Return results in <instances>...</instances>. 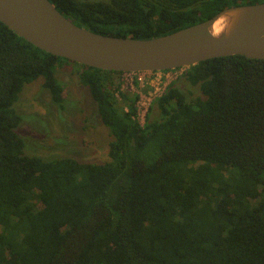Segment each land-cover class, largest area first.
<instances>
[{
	"label": "trees",
	"instance_id": "16d2710c",
	"mask_svg": "<svg viewBox=\"0 0 264 264\" xmlns=\"http://www.w3.org/2000/svg\"><path fill=\"white\" fill-rule=\"evenodd\" d=\"M51 1L80 26L139 39L264 2ZM65 61L113 136L105 162L25 151L18 127L33 116L15 104L42 77L64 108ZM123 73L47 52L0 20V264H264V59L184 67L144 124ZM188 85L201 95L189 100Z\"/></svg>",
	"mask_w": 264,
	"mask_h": 264
},
{
	"label": "water",
	"instance_id": "95a60500",
	"mask_svg": "<svg viewBox=\"0 0 264 264\" xmlns=\"http://www.w3.org/2000/svg\"><path fill=\"white\" fill-rule=\"evenodd\" d=\"M0 20L37 47L91 67L166 71L234 54L264 59V2L235 5L162 36L106 35L80 26L51 0H0ZM222 20V29L214 31Z\"/></svg>",
	"mask_w": 264,
	"mask_h": 264
},
{
	"label": "rangeland",
	"instance_id": "374dc122",
	"mask_svg": "<svg viewBox=\"0 0 264 264\" xmlns=\"http://www.w3.org/2000/svg\"><path fill=\"white\" fill-rule=\"evenodd\" d=\"M76 69L75 64L65 61L57 71L58 78L65 83L64 108L52 101L50 92L43 86L42 77L25 85L15 107L33 116L18 127V132L26 142V153L44 159L69 156L83 162H105L110 158L109 147L113 136L103 124L96 102L88 88L80 82ZM183 71L184 67L173 71L122 74V89L131 94L137 93L142 99L143 105L139 109L142 121H145V113L151 105L154 107L152 117H159V108L154 99ZM185 92L189 100L201 95L198 87L189 85L185 86Z\"/></svg>",
	"mask_w": 264,
	"mask_h": 264
},
{
	"label": "built area",
	"instance_id": "2783aa9c",
	"mask_svg": "<svg viewBox=\"0 0 264 264\" xmlns=\"http://www.w3.org/2000/svg\"><path fill=\"white\" fill-rule=\"evenodd\" d=\"M169 71H173V70H169ZM125 73H128V72H125ZM160 95H161V94H160ZM136 105H137V117H138V119L140 120V122H141L142 124H144L145 121H142V120H141V118H140V112H139V111H140L139 109H141V107H142V105H143L141 97H140L139 100L137 101ZM145 115H147V112L145 113ZM145 120H146V119H145Z\"/></svg>",
	"mask_w": 264,
	"mask_h": 264
},
{
	"label": "bare ground",
	"instance_id": "6f19581e",
	"mask_svg": "<svg viewBox=\"0 0 264 264\" xmlns=\"http://www.w3.org/2000/svg\"><path fill=\"white\" fill-rule=\"evenodd\" d=\"M222 20H218L216 23H215V26H214V31L215 32H219L221 29H222Z\"/></svg>",
	"mask_w": 264,
	"mask_h": 264
}]
</instances>
